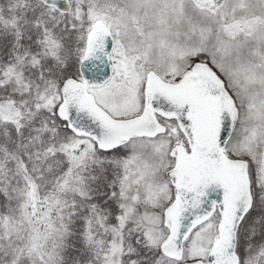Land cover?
<instances>
[{
  "label": "snow or ice",
  "instance_id": "obj_1",
  "mask_svg": "<svg viewBox=\"0 0 264 264\" xmlns=\"http://www.w3.org/2000/svg\"><path fill=\"white\" fill-rule=\"evenodd\" d=\"M0 264H264V0H0Z\"/></svg>",
  "mask_w": 264,
  "mask_h": 264
}]
</instances>
